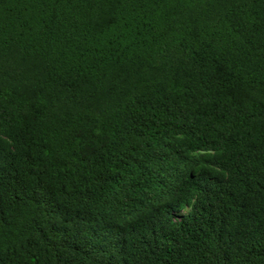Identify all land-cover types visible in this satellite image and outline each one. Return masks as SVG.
I'll return each mask as SVG.
<instances>
[{
	"label": "trees",
	"instance_id": "1",
	"mask_svg": "<svg viewBox=\"0 0 264 264\" xmlns=\"http://www.w3.org/2000/svg\"><path fill=\"white\" fill-rule=\"evenodd\" d=\"M0 264H264V0H0Z\"/></svg>",
	"mask_w": 264,
	"mask_h": 264
}]
</instances>
